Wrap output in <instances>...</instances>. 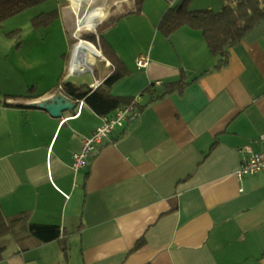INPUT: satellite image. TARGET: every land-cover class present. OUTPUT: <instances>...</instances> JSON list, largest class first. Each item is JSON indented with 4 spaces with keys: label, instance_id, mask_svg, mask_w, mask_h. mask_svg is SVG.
<instances>
[{
    "label": "crops",
    "instance_id": "obj_1",
    "mask_svg": "<svg viewBox=\"0 0 264 264\" xmlns=\"http://www.w3.org/2000/svg\"><path fill=\"white\" fill-rule=\"evenodd\" d=\"M231 3L191 0L190 8L218 11ZM160 18L156 13L153 25ZM157 34L111 94L136 97L151 82L175 81L183 72L195 79L182 96L169 95L125 121L79 170L73 153L101 116L70 97L75 107L61 117L31 103L63 93L61 75L90 87L102 83L112 69L108 59L96 57L91 65L100 70L88 83L72 79L88 72H71L72 53L69 68L48 83L30 86L22 75L16 90L0 89V206L9 217L26 211L31 222L60 226L67 245L22 248L14 239L0 264H264V173L237 176L246 147L264 151V22L221 68L199 30ZM140 57L147 66L138 65ZM30 89L41 95L8 98ZM141 237L145 243L132 250ZM69 242L78 253L66 260Z\"/></svg>",
    "mask_w": 264,
    "mask_h": 264
},
{
    "label": "trees",
    "instance_id": "obj_2",
    "mask_svg": "<svg viewBox=\"0 0 264 264\" xmlns=\"http://www.w3.org/2000/svg\"><path fill=\"white\" fill-rule=\"evenodd\" d=\"M45 1L47 0H0V23ZM144 2L145 0H134V8L131 12L140 13ZM58 16L59 9L55 8L52 11L39 14L32 21L35 26H48ZM114 18L113 16L110 17L108 22L112 23ZM104 22L98 24L96 34L83 35V39L101 48L102 54L112 65L110 73L95 89L86 83L65 80L63 75L59 77L57 87L73 101L84 100L85 104L95 113L108 117L112 116L117 108L131 103L134 97L111 94L113 84L129 75L131 71L112 44L105 38L102 27ZM262 22H264V0H234V4H226L218 11L206 8L191 9L190 0H176L164 11L157 24V30L165 37H169L175 30L185 26L199 30L210 53L218 57L216 67L221 68L229 62L231 49L237 46L247 33ZM97 38H99V42H97ZM194 79L189 81V76L183 72L181 78L175 81L161 82L160 85L151 82L139 93V97L147 95L148 100L145 102L138 101L134 111L138 115L148 105L159 102L169 95L182 96ZM40 95L30 89L25 94L9 95L8 98L33 100ZM6 104L8 105V103ZM15 106L23 107L25 105L16 104ZM6 234H11L22 248H28L31 244H45L56 240H62L64 251L67 248L66 236L60 226L31 222L29 213L26 211L20 212L17 216L9 217L5 215L0 206V237ZM144 243L145 240L141 237L132 250H137ZM2 259V248L0 247V260Z\"/></svg>",
    "mask_w": 264,
    "mask_h": 264
},
{
    "label": "rangeland",
    "instance_id": "obj_3",
    "mask_svg": "<svg viewBox=\"0 0 264 264\" xmlns=\"http://www.w3.org/2000/svg\"><path fill=\"white\" fill-rule=\"evenodd\" d=\"M96 2L104 4L105 16L101 22L105 21L102 26L105 38L114 39L122 60L132 70H136L138 58L136 56L140 52L151 50L156 32L159 37L163 35L157 30L159 20L157 19L156 25H153L151 20L158 12L162 16L166 8L175 0H145L140 13L131 12L134 8V0H95ZM55 8H62L65 15L58 16L48 26L33 24L34 17ZM72 8L68 0H47L0 23L1 90H16L22 75L29 79V84L33 82L30 86H36L38 83L46 84L53 76L57 78L60 75L63 66L69 68L72 49L77 42L74 37L75 16ZM161 8H163L162 11ZM112 16L115 18L112 23H109ZM89 33L96 34V29L81 33V37ZM93 69L95 72L100 70V64L92 66L91 70ZM93 74L94 72L88 71L72 79L88 83L94 79ZM4 245L7 247L2 249V254L15 247L11 234L0 237V246ZM75 246L77 245L74 242H69L68 248L69 250L72 248V251L71 253L67 251L66 260L70 255L73 256L75 253L77 255L78 249Z\"/></svg>",
    "mask_w": 264,
    "mask_h": 264
},
{
    "label": "built area",
    "instance_id": "obj_4",
    "mask_svg": "<svg viewBox=\"0 0 264 264\" xmlns=\"http://www.w3.org/2000/svg\"><path fill=\"white\" fill-rule=\"evenodd\" d=\"M100 55L102 56V53ZM147 62V57H140L138 59V65L141 67L147 66ZM106 63L107 65L112 66L108 60ZM100 84L101 82H96L91 85V87L95 89ZM156 84L160 85L161 81H157ZM138 101H140V97L136 96L128 105L117 108L112 116H101V124L94 129L90 136L83 139L81 150L73 153L72 168L74 170H79L88 166L89 159L98 146L108 139L117 128L123 126L125 121L136 116L134 107ZM84 104V100L79 101V107H82ZM261 139L264 141V134L261 136ZM245 150L246 155L242 160L241 167L237 171V176L242 178L247 175L251 176L258 173H264V151L254 152L250 147H246Z\"/></svg>",
    "mask_w": 264,
    "mask_h": 264
},
{
    "label": "bare ground",
    "instance_id": "obj_5",
    "mask_svg": "<svg viewBox=\"0 0 264 264\" xmlns=\"http://www.w3.org/2000/svg\"><path fill=\"white\" fill-rule=\"evenodd\" d=\"M73 6L75 16L74 37L77 39L73 47L71 72H86L92 69L91 63L101 54L93 43L83 39L81 33L95 31L105 16L104 4L95 0H68Z\"/></svg>",
    "mask_w": 264,
    "mask_h": 264
},
{
    "label": "water",
    "instance_id": "obj_6",
    "mask_svg": "<svg viewBox=\"0 0 264 264\" xmlns=\"http://www.w3.org/2000/svg\"><path fill=\"white\" fill-rule=\"evenodd\" d=\"M31 106L45 109L54 117H61L64 111L74 109L75 103L63 93H52L39 102H32Z\"/></svg>",
    "mask_w": 264,
    "mask_h": 264
}]
</instances>
